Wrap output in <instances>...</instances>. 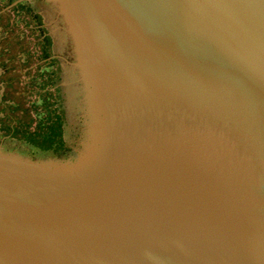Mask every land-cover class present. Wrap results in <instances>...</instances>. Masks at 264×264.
<instances>
[{"label": "water", "instance_id": "1", "mask_svg": "<svg viewBox=\"0 0 264 264\" xmlns=\"http://www.w3.org/2000/svg\"><path fill=\"white\" fill-rule=\"evenodd\" d=\"M43 1L81 132L0 149V264H264V0Z\"/></svg>", "mask_w": 264, "mask_h": 264}, {"label": "rangeland", "instance_id": "2", "mask_svg": "<svg viewBox=\"0 0 264 264\" xmlns=\"http://www.w3.org/2000/svg\"><path fill=\"white\" fill-rule=\"evenodd\" d=\"M0 0V149L32 162L73 151L81 129L67 102L75 58L58 41L43 0ZM71 61V60H70Z\"/></svg>", "mask_w": 264, "mask_h": 264}]
</instances>
